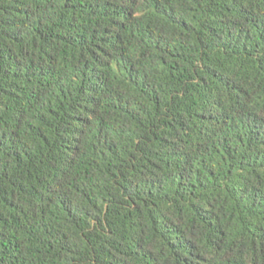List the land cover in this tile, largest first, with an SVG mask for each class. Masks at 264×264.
Wrapping results in <instances>:
<instances>
[{"label":"trees","instance_id":"16d2710c","mask_svg":"<svg viewBox=\"0 0 264 264\" xmlns=\"http://www.w3.org/2000/svg\"><path fill=\"white\" fill-rule=\"evenodd\" d=\"M0 264H264V0H0Z\"/></svg>","mask_w":264,"mask_h":264}]
</instances>
